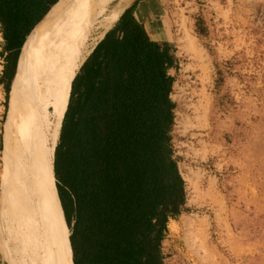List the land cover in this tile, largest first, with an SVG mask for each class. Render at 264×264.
<instances>
[{
  "label": "trees",
  "instance_id": "obj_1",
  "mask_svg": "<svg viewBox=\"0 0 264 264\" xmlns=\"http://www.w3.org/2000/svg\"><path fill=\"white\" fill-rule=\"evenodd\" d=\"M140 1L105 31L65 98L49 216L66 264H163L167 223L186 209L172 133L179 58L136 17ZM62 2L0 0L4 106L20 57Z\"/></svg>",
  "mask_w": 264,
  "mask_h": 264
},
{
  "label": "rangeland",
  "instance_id": "obj_2",
  "mask_svg": "<svg viewBox=\"0 0 264 264\" xmlns=\"http://www.w3.org/2000/svg\"><path fill=\"white\" fill-rule=\"evenodd\" d=\"M133 1L124 0L122 9ZM119 4L111 0L103 16ZM136 16L171 41L179 58L178 71H170L172 133L179 171L191 184L184 180L185 211L168 221L177 230L167 226L163 264H264V0H141ZM101 28L90 36V49L107 30ZM201 107L207 117L198 126ZM9 112L0 96V197ZM7 234L0 238L3 258L23 264Z\"/></svg>",
  "mask_w": 264,
  "mask_h": 264
},
{
  "label": "bare ground",
  "instance_id": "obj_3",
  "mask_svg": "<svg viewBox=\"0 0 264 264\" xmlns=\"http://www.w3.org/2000/svg\"><path fill=\"white\" fill-rule=\"evenodd\" d=\"M110 1L69 0L58 24L26 53L4 132L8 169L6 189L0 197V238L11 231L16 254L23 264H66L64 246L56 240L50 227L53 152L65 92L91 50L90 36L98 28H110L123 11L124 0H120L117 7L103 16ZM183 31L188 37L185 28ZM47 110L50 111L49 125L44 132ZM194 114L198 126H202L206 109H195ZM183 178L191 184L187 175ZM182 220L185 225H191L187 219ZM8 222L10 231H7ZM167 226L174 233L177 230L173 220Z\"/></svg>",
  "mask_w": 264,
  "mask_h": 264
},
{
  "label": "crops",
  "instance_id": "obj_4",
  "mask_svg": "<svg viewBox=\"0 0 264 264\" xmlns=\"http://www.w3.org/2000/svg\"><path fill=\"white\" fill-rule=\"evenodd\" d=\"M62 1V0H61ZM69 0H63V2H62V5L60 6V8L58 9V14H57V16H56V21H55V23L54 24H52L51 26H49L43 33H41V35L26 49V51H25V53L24 54H22V56L20 57V60H19V63H18V67H17V71L15 70V72H16V74H15V72H14V75L15 76H13V78H12V80H11V83H10V89H9V91L11 92L10 93V95L8 94V104L10 103V110H11V105H12V100H13V97H14V95H15V93H16V90H17V88H18V84H19V80H20V77H21V74H22V71H23V67H24V63H25V59H26V53H27V51L29 50V48L44 34V33H46L48 30H50L51 28H53L54 26H56L57 24H58V22H59V20H60V18H61V16H62V14H63V11L65 10V7H66V4H67V2H68ZM59 6V5H58ZM137 8V7H136ZM57 9V8H56ZM55 9V10H56ZM54 10V11H55ZM52 15V14H51ZM135 15H136V10H135ZM46 17V16H45ZM44 17V18H45ZM137 17V16H136ZM43 18V17H42ZM43 18V19H44ZM138 18V17H137ZM139 19V18H138ZM139 20H141V21H143V22H145L144 20H142V19H139ZM43 21V20H42ZM103 37V36H102ZM157 39H160V38H158V37H156ZM160 40H166V39H160ZM169 41V40H168ZM3 45H4V41H3V39H2V36H1V33H0V63H1V65H0V96L1 97H4V101H5V92H4V86H3V82H1V78H2V76H3V70H4V65H5V61H4V54L2 53V51H3ZM96 45V44H95ZM94 45V46H95ZM93 46V47H94ZM93 47H92V49H93ZM91 52V51H90ZM89 52V53H90ZM88 53V54H89ZM86 58V57H85ZM84 61V60H83ZM82 64V63H81ZM73 79V78H72ZM72 81V80H71ZM71 81H70V83H71ZM70 83H69V85H70ZM69 85H68V87H69ZM68 90V89H67ZM67 92V91H66ZM66 92H65V94H66ZM64 102H65V96H64ZM64 108V107H63ZM63 112V111H62ZM9 115H10V112H9ZM62 117V116H61ZM8 118H9V116H8ZM51 189V188H50ZM50 217V216H49ZM51 227V226H50ZM52 230V229H51ZM53 232V231H52ZM54 234V233H53ZM54 237H55V235H54ZM56 238V237H55ZM57 240V239H56ZM62 244H63V246H64V243L62 242V241H60ZM65 249V248H64ZM65 259H66V255H65ZM0 264H8L7 263V261L3 258V256H2V254H1V251H0Z\"/></svg>",
  "mask_w": 264,
  "mask_h": 264
},
{
  "label": "water",
  "instance_id": "obj_5",
  "mask_svg": "<svg viewBox=\"0 0 264 264\" xmlns=\"http://www.w3.org/2000/svg\"><path fill=\"white\" fill-rule=\"evenodd\" d=\"M91 50H92V49H91ZM91 50H90V51H91Z\"/></svg>",
  "mask_w": 264,
  "mask_h": 264
}]
</instances>
